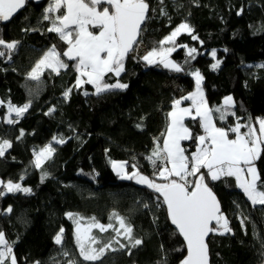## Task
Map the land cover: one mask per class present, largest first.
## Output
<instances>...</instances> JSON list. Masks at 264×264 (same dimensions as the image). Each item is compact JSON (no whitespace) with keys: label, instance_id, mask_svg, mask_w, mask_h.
<instances>
[{"label":"trees","instance_id":"1","mask_svg":"<svg viewBox=\"0 0 264 264\" xmlns=\"http://www.w3.org/2000/svg\"><path fill=\"white\" fill-rule=\"evenodd\" d=\"M147 2L149 19L137 45L145 52L161 47L160 41L181 23H188L198 37L193 40L183 33L176 39L177 48L169 59L182 71L158 62L149 65L136 53V47L125 59L119 77L127 89L100 94H95L92 84H76L77 61L63 56L69 45L58 33L48 31L51 20L66 12L61 8L48 13L46 9L54 0L26 3L10 21L0 22V38L16 43L12 50L0 46L5 52L0 56V141L11 142L0 157V180L31 190H4L0 194V231L10 242L17 264H182L187 248L173 228L162 197L134 179L120 178L112 163L126 162L129 174L138 171L156 183L167 182L154 175L165 166L164 161L157 160L154 166L148 158L162 144L174 102L193 92L192 73L196 70L203 77L218 127L229 129L237 121L264 118V67H260L264 65V0ZM46 15L49 20L44 19ZM98 31L93 28V32ZM179 45L195 48L194 58ZM53 46L68 67L61 68L59 74L46 70L38 81L31 79L29 73ZM217 61L220 64L214 69ZM106 79L117 80L113 73ZM229 96L233 106L220 120L214 109H223ZM9 103L28 105L17 123L9 124L5 119ZM12 118L17 119L16 115ZM186 125L193 139L183 146L190 156L202 127L198 119H189ZM49 135L54 152L37 168L35 151L48 142ZM229 136L235 134L230 132ZM54 138L64 142L56 143ZM255 164L264 179V154ZM189 181L194 182L195 177ZM206 183L218 197L232 229L223 234L211 232L210 264H264V206L253 207L235 177L211 181L206 176ZM9 207L11 213L7 212ZM113 213L132 226L133 236L142 244L124 249L113 244L116 250H106L100 260H83L75 237V218L82 217L83 226L95 217L99 223L118 227ZM61 229L62 243L57 244L55 237ZM92 233L103 243L119 239L128 244L112 229L101 233L95 228Z\"/></svg>","mask_w":264,"mask_h":264},{"label":"snow or ice","instance_id":"2","mask_svg":"<svg viewBox=\"0 0 264 264\" xmlns=\"http://www.w3.org/2000/svg\"><path fill=\"white\" fill-rule=\"evenodd\" d=\"M162 2L163 0H161ZM25 5L26 0H0V22L10 21ZM61 8L66 9V12L51 20V27L48 28V31L58 33L60 39L67 42L69 47L67 51L63 52V56L69 60H76V70L79 72V77H87L86 81H82L78 77L76 84L89 83L94 85L95 94L115 89H127L128 85L119 82V80L115 83H106L104 76L107 73H113L119 77L124 71V61L138 42L137 38L142 31L141 25L149 19L147 0H54V3L46 11L53 13ZM44 19L49 20L50 16L46 15ZM73 26H75L74 30H68ZM89 27L99 29V32L94 33L89 30ZM193 31L188 23H181L160 41L161 47L153 48L142 59L149 65L158 62L165 68H170L176 72L182 71L181 66L169 59V56L176 50V38L182 32L191 35L193 40L198 39L197 36L193 35ZM163 45L171 46L163 47ZM0 46L12 50L15 49L16 43L6 42L0 38ZM179 46L187 48V55L194 58L197 51L195 48H188L187 45ZM0 56H5V52L0 51ZM59 56L60 53L53 46L35 65L29 73V77L38 81L42 67L51 68L52 71L59 74L61 68L68 67L63 60L59 59ZM211 56L216 57L215 50L211 52ZM50 57L54 59L50 60ZM218 64L219 61L212 67L215 69ZM260 67H264V65H260ZM192 75L195 77L196 91L183 99L193 101L196 116L201 119L204 135L196 138L198 141L196 151L190 156L185 155L186 150L181 147L180 141L193 139L189 129L183 123L184 115H190L192 110L180 108L182 100L177 99L174 102L176 110L169 113L171 123L162 149L158 146L148 158L154 166L157 160L162 159L164 161L165 166L156 171L154 175L167 182L156 183L138 171H133L130 174L119 171L117 174L122 179H135L137 183L147 185L163 197L171 223L176 226L187 242V257L182 261V264H209L206 237L211 232L218 231L223 234L231 232L232 229L229 227L228 217L221 210L219 201L206 183V176L211 181L219 180L221 177H235L237 186L242 189L251 205L253 207L264 206V179L261 178L255 165V161L264 154V119L257 121L258 129L256 125H242L239 121L229 129L217 127L213 122V110L207 107L201 91L200 83L203 77L199 70L194 71ZM70 91L71 89L65 93L66 97ZM232 103L233 99L229 96L224 100L225 107L223 109H214L215 112L220 113V120H224L229 114L228 107ZM27 108L28 105L14 107L9 103L7 123H17L18 118L27 111ZM12 113L16 114L17 119L11 118ZM195 118L193 117V119ZM241 128L247 130L241 132ZM230 132L235 134V138L229 139ZM21 135H23L22 131ZM63 142L62 139H56V143ZM10 147V141H0V157L4 156L5 150ZM52 152H54L52 145L41 149L36 154L35 167L40 168L45 154ZM169 164L171 167L167 166ZM112 166L114 169L123 170L125 168L124 163L113 162ZM201 169H206L207 172L202 173ZM189 177H195V181L190 182ZM4 190L9 193H28L31 191L29 188H22L19 183H13L11 180L7 182L0 180V194ZM11 211L12 209L9 207L7 212L11 213ZM67 215L70 219L74 218L72 213ZM113 216L118 227L112 223L107 225L99 223L93 217L91 223L82 229L81 220L83 218H75V237L79 254L83 260H100L106 250H116L113 248V244L119 245L120 249L142 244L141 239L133 236L132 226L127 224L123 217L116 213H113ZM213 221H215L216 228L211 227ZM241 224H244V219L241 220ZM92 228H98L101 233L112 229L117 237L123 235V239L128 241V244L121 243L119 239L103 243L96 236L90 234ZM62 236L63 229L55 237L57 244L62 243ZM97 244L100 246L94 247ZM128 254H131L130 251ZM6 261L9 264H17L10 242L6 239L5 234L0 231V264H5Z\"/></svg>","mask_w":264,"mask_h":264},{"label":"rangeland","instance_id":"3","mask_svg":"<svg viewBox=\"0 0 264 264\" xmlns=\"http://www.w3.org/2000/svg\"><path fill=\"white\" fill-rule=\"evenodd\" d=\"M66 10V9H65ZM74 28H75V26H73L72 28H70V29H68V30H70V31H72V30H74ZM89 30L90 31H93V28H91V27H89ZM99 32V31H98ZM97 32V33H98ZM94 33H96V32H94ZM183 33H186V32H182L181 34H183ZM180 34V35H181ZM179 35V36H180ZM178 36V37H179ZM177 37V38H178ZM74 38V37H73ZM176 38V39H177ZM65 41V40H64ZM66 42V41H65ZM67 43V42H66ZM171 45H165L164 47H170ZM140 48H138V46H137V51H136V53L137 54H142L143 56L145 55V50H144V48L142 47V46H139ZM67 51V50H66ZM51 59H54V58H52V57H50V60ZM59 59H61L62 60V58L59 56ZM217 63V62H216ZM215 63V64H216ZM220 64V63H219ZM219 64H218V66H219ZM217 66V67H218ZM216 67V68H217ZM125 68V67H124ZM46 70H52L51 68H48V67H42V71H41V73L42 72H44V71H46ZM54 72V71H53ZM54 73H56V72H54ZM123 73V72H122ZM121 73V74H122ZM108 74V73H107ZM107 74H105V76H104V81L106 82V83H115L117 80H119V77L121 76V74H120V76L119 77H116L117 78V80L115 81V82H111V81H109V80H107L106 78H107ZM201 74V73H200ZM202 76V75H201ZM83 78L84 79H86L87 80V77L86 76H84V77H80V79L83 81ZM194 80H195V77H194ZM119 82H121L120 80H119ZM122 83V82H121ZM94 86V85H93ZM200 87H201V91H202V93H203V97H204V100H205V102H206V105L207 106H209V104H208V102H207V98H206V93H205V90H204V87H203V79L201 80V83H200ZM95 88V87H94ZM196 91V82H195V88H194V90H193V92H191L190 94H192V93H194ZM95 92H96V90H95ZM189 94V95H190ZM188 96V95H187ZM186 96V97H187ZM184 100H187V99H184ZM190 101V100H189ZM185 102V101H184ZM2 104L3 103H0V107L2 106ZM224 105V104H223ZM13 106V105H12ZM191 106H194V104H193V102H192V105ZM232 106V105H231ZM14 107H17V106H14ZM16 114L15 113H12L11 114V118L13 117V116H15ZM0 118H1V115H0ZM9 118V113H8V107H7V113H6V115H5V119H6V121H7V119ZM259 119H264V118H258L256 121H250V122H248V123H242V122H239V123H241L242 125H246V124H253V125H256V127H257V129H258V123H257V121L259 120ZM237 123V122H236ZM215 125H216V123H215ZM217 126V125H216ZM235 125H233L232 127H234ZM218 127V126H217ZM247 130V129H246ZM245 130V131H246ZM244 131V132H245ZM241 132H242V128H241ZM167 138V132H166V134H165V136H164V139H163V141H162V144H161V146H160V148L162 149V146H163V143H164V141H165V139ZM233 138H235V137H233ZM233 138H231L230 136H229V139H233ZM52 140V136L51 135H49L48 136V142L47 143H45V145H43V146H41L38 150H36L35 151V158H36V154L41 150V149H44V148H46L48 145H52L51 143H50V141ZM52 147H53V145H52ZM161 155H163V153H161ZM48 156H49V154H45V158H43L42 159V164L46 161V159L48 158ZM116 163H124L125 164V168L123 169V170H121V169H114L113 168V166H112V169H113V171L117 174V172H119V171H123V172H127L128 173V171H127V163L126 162H122V161H115ZM112 165H113V163H112ZM256 165V164H255ZM257 167V166H256ZM118 175V174H117ZM141 175H143V174H141ZM120 176V175H119ZM120 178H121V176H120ZM135 180V179H134ZM136 181V180H135ZM138 184H140V185H143V186H147V185H145V184H142V183H138ZM148 187V186H147ZM242 190V189H241ZM83 227H87V226H83L82 225V229H83ZM95 228H92L91 229V232H90V234L91 235H93V230H94ZM122 233H123V230H122ZM94 247H96L95 245H94ZM5 264H9V262L8 261H6L5 262Z\"/></svg>","mask_w":264,"mask_h":264},{"label":"crops","instance_id":"4","mask_svg":"<svg viewBox=\"0 0 264 264\" xmlns=\"http://www.w3.org/2000/svg\"><path fill=\"white\" fill-rule=\"evenodd\" d=\"M138 48H140L139 46H138ZM148 52H145V55L147 54ZM182 100V103H181V105H180V108H190L192 111H191V114L189 115V114H186V115H184V117H183V123H184V125L188 128V126L186 125V122H187V120H189V119H193V117H196L195 119H198L199 120V122H200V124H201V119H200V117H198V116H196V108H195V106H191L192 105V102L193 101H189V100H184V99H181ZM184 101L185 102H187L186 104H184ZM232 106H233V103H232ZM208 108H210V106H207ZM211 109V108H210ZM176 109L174 108L172 111H175ZM171 111V112H172ZM212 116H213V122L215 123V119H214V115H213V112H212ZM170 123H171V117L169 116V123H168V128H167V133H168V130H169V127H170ZM189 129V128H188ZM189 131H190V133H191V130L189 129ZM192 134V133H191ZM202 135H204V131H203V128H202ZM186 141H189V140H182V141H180V144H181V147H183L184 148V146H183V142H186ZM197 143H198V141H197ZM197 148V147H196ZM185 149V148H184ZM186 150V149H185ZM196 151V150H195ZM185 155H187V153H186V151H185ZM168 167H171V165L169 164V165H167ZM206 170V169H205ZM175 178V177H174ZM190 178V177H189ZM188 178V179H189Z\"/></svg>","mask_w":264,"mask_h":264},{"label":"water","instance_id":"5","mask_svg":"<svg viewBox=\"0 0 264 264\" xmlns=\"http://www.w3.org/2000/svg\"><path fill=\"white\" fill-rule=\"evenodd\" d=\"M34 1H38V0H26V3H30V2H34ZM146 22H147V20L145 21V23H144L143 25H141L142 31H143V29H144V27H145ZM142 31L140 32V34H139V36H138V38H137V41H139V39H140V35H141ZM137 45H138V42H137L136 45H134V50L136 49ZM134 50H133V51H134ZM133 51H132V52H133ZM132 52H130V53L128 54V56L126 57V59L132 54ZM213 193H214V192H213ZM214 194H215V193H214ZM159 195H160V194H159ZM160 196H161V195H160ZM215 196H216V194H215ZM161 197H162V196H161ZM216 198H217V200L219 201V199H218L217 196H216ZM162 199H163V197H162ZM219 203H220V201H219ZM164 204H165V206L167 207L166 203H164ZM220 207H221V203H220ZM221 210H222V207H221ZM172 225H173V224H172ZM214 225H216V224H215V221H213L211 227H213ZM173 228H174V230L180 235V237H181L182 240L184 241V243H185V245H186V248H187V242L184 240V237L179 233V230L176 228L175 225H173ZM210 235H211V233H209L208 236L206 237V243H207V246H208V241H209ZM186 257H187V256H186ZM208 259H209V264H210V253H209V247H208Z\"/></svg>","mask_w":264,"mask_h":264},{"label":"built area","instance_id":"6","mask_svg":"<svg viewBox=\"0 0 264 264\" xmlns=\"http://www.w3.org/2000/svg\"><path fill=\"white\" fill-rule=\"evenodd\" d=\"M216 227H217L216 225L213 226V228H216ZM215 232H216V233H220V232H218V231H215Z\"/></svg>","mask_w":264,"mask_h":264}]
</instances>
